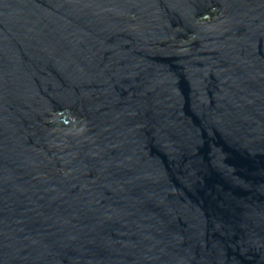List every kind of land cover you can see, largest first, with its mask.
Returning a JSON list of instances; mask_svg holds the SVG:
<instances>
[{
	"label": "water",
	"instance_id": "water-1",
	"mask_svg": "<svg viewBox=\"0 0 264 264\" xmlns=\"http://www.w3.org/2000/svg\"><path fill=\"white\" fill-rule=\"evenodd\" d=\"M0 264H264V0H0Z\"/></svg>",
	"mask_w": 264,
	"mask_h": 264
}]
</instances>
